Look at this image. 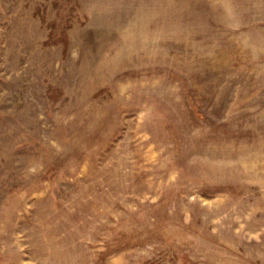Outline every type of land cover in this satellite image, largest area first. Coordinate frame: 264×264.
I'll use <instances>...</instances> for the list:
<instances>
[{
	"label": "rangeland",
	"instance_id": "374dc122",
	"mask_svg": "<svg viewBox=\"0 0 264 264\" xmlns=\"http://www.w3.org/2000/svg\"><path fill=\"white\" fill-rule=\"evenodd\" d=\"M0 264H264V0H0Z\"/></svg>",
	"mask_w": 264,
	"mask_h": 264
}]
</instances>
